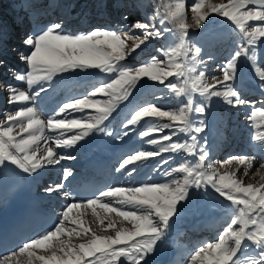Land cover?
I'll use <instances>...</instances> for the list:
<instances>
[{
	"label": "snow or ice",
	"instance_id": "snow-or-ice-1",
	"mask_svg": "<svg viewBox=\"0 0 264 264\" xmlns=\"http://www.w3.org/2000/svg\"><path fill=\"white\" fill-rule=\"evenodd\" d=\"M162 4H154L147 22L73 32L60 20L24 39L20 59L25 70L9 72L25 87L6 86L7 103L20 106L0 115V176L10 166L31 176L74 160L55 149H84L99 134L126 143L136 133L155 147L122 156L114 168L117 184L63 205L49 226L0 252V264H151L189 205L213 197L227 202L221 207L230 218L216 239L196 246L184 264H264V163L255 167L264 157V131L252 138L260 156L214 161L201 142L213 98L238 110L251 108L247 118L264 128L256 120H264V100L245 99L236 86L244 58L264 96V67L258 63L264 0H193L190 6L187 0H173L161 11ZM186 8L197 29L221 23L219 17L237 38V49L212 72L208 62L213 58L206 61L199 45H189ZM154 40L162 42L156 49L160 58L135 62L133 54ZM81 74L99 76V82L82 97L50 108L61 83ZM72 129L80 131L69 136L65 130ZM72 175L65 170L63 178ZM157 175L162 179L156 180ZM64 187L57 183L44 191L51 196ZM4 243L0 237V248Z\"/></svg>",
	"mask_w": 264,
	"mask_h": 264
},
{
	"label": "bare ground",
	"instance_id": "bare-ground-1",
	"mask_svg": "<svg viewBox=\"0 0 264 264\" xmlns=\"http://www.w3.org/2000/svg\"><path fill=\"white\" fill-rule=\"evenodd\" d=\"M6 1H9L6 4ZM99 4L101 5V1ZM114 3V0H111ZM4 3V4H3ZM107 2V7H97L96 0H91L89 4L85 5L84 2L82 4V0H1L0 1V61H3L2 66H0V115L7 111L14 110L17 106H12L7 103V97L9 95L7 91V85L11 84L17 87H25L22 84H19L15 79L13 73L9 72V69H13L16 72H24L25 65L20 59V54L25 52V45L23 43L26 36H28L34 30H39L43 28L45 25L51 22H59L60 20H64L65 26L68 30L76 32V31H88L93 28L98 27L103 20H106L104 27H111L120 24H131L134 23L137 19L131 18L128 21L121 20L118 24L117 20L119 17L115 16V7H111ZM24 6V7H23ZM25 8L22 9L21 8ZM251 7V6H250ZM106 10V16H103L101 20L96 24L94 16L99 14L103 15ZM190 11V9H189ZM25 15H28L26 18ZM192 16V13H190ZM130 16V14L128 15ZM133 16H136L135 14ZM111 18V20H110ZM14 19L16 24L20 26L21 32L11 33L9 36L8 33L10 31L6 30L8 26V22ZM23 19L25 22L23 23ZM139 19V18H138ZM141 20V17L140 19ZM193 21V20H192ZM28 23L25 24V23ZM195 25L194 21L192 23ZM103 27V26H102ZM138 31V30H137ZM8 32V33H7ZM139 41H129V43H138ZM160 43V42H159ZM161 44V43H160ZM158 45V41H151L146 45H142L141 49H138L136 53H134V57L137 56L140 52H147L148 56L152 55L155 51V56L160 58V53H158L155 48ZM152 51V52H151ZM144 54V53H143ZM141 57V56H140ZM144 57V56H142ZM259 63L264 59V45L260 46L258 52ZM141 60L137 59L135 62H139ZM99 82V76L93 78L87 76L85 74H81L80 77L73 80H65L61 83V85L57 88L55 93H52V101L50 102V108L59 106L65 100H69L72 97L83 96L89 89L91 85H94ZM245 92L251 91L253 89L245 86L242 88ZM51 93V89L49 90ZM262 100H264V96L260 94ZM103 99V98H102ZM260 100V99H258ZM258 102V101H257ZM260 107L259 103L256 105ZM232 108V107H231ZM234 109L235 113L240 111V120H233V125L231 124V138L230 141L223 142L225 140L224 136L215 138L211 141V145L209 150L212 154H215L213 157L214 161H223L225 158L233 155H253L254 151L258 149L257 142L251 139L252 133L254 130L249 126L248 121H250L248 117V107L241 109ZM50 110V109H49ZM86 112H91L93 110H85ZM234 114V113H233ZM74 115L79 116L80 113H75ZM237 115V114H236ZM237 117V116H236ZM71 118V117H69ZM232 121V122H233ZM218 125V130L216 132V136L222 134V127L220 124ZM67 134L70 136L74 132L80 131V129H72L65 130ZM240 131H243L240 133ZM46 135H50L46 130ZM233 137V138H232ZM90 144L84 148L80 149L79 146L74 149H55L57 152H64L66 154H71L76 157L74 160H63L59 165L47 166L38 171V173L33 175H27L20 170L16 169L14 166H10L7 169H4L3 173L13 171L16 172L23 179L26 186H28L31 190L34 191V195L36 197V203L39 205H43L48 208H55L61 199H65V190L68 189L71 182L76 181L79 182L82 178L85 177L84 172L89 171L87 177H90V173L93 172V163L90 161L93 157L98 154H105L108 156V160H112L113 164L111 170H109L107 164L105 165V169L101 170L99 174H96L97 178H100L105 181L106 186L115 185L118 183L119 174L114 171V168L118 165L119 159L124 156L126 153L138 149L136 143L132 142H114L111 137H106L103 134L96 135L95 137L90 138ZM102 140V141H101ZM83 143V141H81ZM43 144V141L41 142ZM225 145V148H223ZM228 145V146H227ZM54 147V145H53ZM115 148L117 151L114 153ZM90 162L89 164H87ZM260 161H256L255 167H259ZM65 170H71L73 173L72 176L68 177L67 180H64L63 173ZM264 171V170H262ZM36 176V181L33 178ZM114 177V179H113ZM126 179V178H125ZM62 183L65 185L64 190L58 194H52L49 196L45 193L44 189L50 185ZM1 199V196H0ZM2 205V201L0 200V206ZM98 211H100L98 209ZM89 214L86 217L89 221L93 218L91 217V210H88ZM75 214V210H74ZM189 213L187 210L184 214L177 220L174 225L170 235L168 236V246L166 249H159L157 251V256H159L162 260L157 261V257L153 256L151 260V264H183L188 255L196 248V246L202 244L203 241L199 236L194 233L198 230L199 227L202 228V231L207 224L211 232L217 230L216 223L208 224L207 221L201 220L197 224H193L190 222L187 216ZM212 225V226H211ZM192 228V235L189 242L181 243L179 242L183 232ZM218 228H220L218 226ZM181 233V236L179 235ZM102 234H111L102 233ZM180 236V237H179ZM74 243H79L82 241L74 240ZM165 247V246H164ZM171 248V249H169ZM158 257V258H159ZM169 260V261H167ZM183 260L184 262H182ZM167 261V262H166ZM166 262V263H165Z\"/></svg>",
	"mask_w": 264,
	"mask_h": 264
},
{
	"label": "rangeland",
	"instance_id": "rangeland-1",
	"mask_svg": "<svg viewBox=\"0 0 264 264\" xmlns=\"http://www.w3.org/2000/svg\"><path fill=\"white\" fill-rule=\"evenodd\" d=\"M100 1H101V5L99 4V1L96 0L95 8H97V7H104L105 8L108 6L107 2L109 0H100ZM116 1L117 0H114V5H118V6L122 5L120 2L115 4ZM123 1L125 2L126 0H123ZM84 2H91V0H82V4ZM171 2H173V0H163V4H167V3H171ZM192 2H193V0H187V4L189 6L192 4ZM109 3H110V1H109ZM155 3H161V0H127V6L126 7L127 8L131 7L132 9H134L133 12L136 11V13H138V11H137V9H138L141 12L140 14H142L141 15V21L147 22V15L152 11ZM163 4L161 6V11L164 10ZM121 8H122V10H124L125 7L122 6ZM189 9L190 8H186V16H187L186 23L191 25V27L189 28V38H188L189 45L190 46L192 44L199 45L203 50L202 55L206 61H208L209 57L213 58L211 61L208 62L209 71L212 72V70L217 69L219 65L226 63L227 60L230 58V56L237 49V47H238L237 38L235 35H233L229 31V24L226 22H223V18H219V17L217 19L220 20L221 23L209 26L207 29H205V28L197 29L195 27V25L192 24L193 21H192V18H191L192 16L190 15L191 12L189 11ZM105 12H106V10L104 11L103 15L101 14V17L99 19L95 18L96 24L99 22L98 20H101L103 18V16H106ZM106 17H109V16H106ZM119 20H117L116 24L119 23ZM105 22H106V20L102 19V22L100 23V25H98V27L106 26ZM159 42L162 43L161 41H158V45L155 48V50L161 46V44ZM154 55H155V51L150 56H148L147 52H140L139 54H137V56L134 57V59H135V61L137 59L144 61V60H147ZM142 56H144V57H142ZM258 60H259V58H258ZM262 60L263 61H260V63L258 61V63L262 67H264V59H262ZM141 61H139V62H141ZM257 83H258L257 77L254 74V70L250 66V63L246 59L241 58L240 78H239L236 86L241 91L243 98L248 99V100H252V101H258V102L260 100H262L260 97L261 92L257 88ZM245 86H247V88L248 87L252 88L253 92H251V91L245 92L242 89ZM258 99H260V100H258ZM245 111L248 113L247 115H249L251 112V109H248V111L245 109ZM235 118L237 120L242 119L240 117V111L235 113L234 109H232L230 106L226 105L222 101H219L218 98H213V103H212L211 108L207 114L206 129H205L204 133L201 134V142L202 143L206 142V145L208 148L211 145V141L215 138H219V137L224 136L225 140L223 142H225V141L229 142L230 138H231V124L233 125V123H234L233 120H236ZM256 120L261 122V123H264V120H261L260 117H257ZM217 124H220L222 127V129H221L222 134L218 135V136L215 135L217 130H218ZM248 124L254 130V133H252V135L250 136L251 139L253 138V136L256 134L257 131H264V128L254 127L253 121H251V120L248 121ZM141 130L142 129H140V128L137 129V131H141ZM242 132L243 131H240V133H242ZM146 139H148V138L137 137L136 133H133L131 139H129L127 141L132 142V143H136L138 149L143 148L145 150H152L155 146L144 143L143 141ZM178 139L183 140V139H186V137L181 136V137H178ZM223 148H225V145H223ZM254 154L257 156H260L259 149H256L254 151ZM164 155L168 156L169 154L165 153ZM214 155L215 154H212V158L214 157ZM241 155H246V153L241 154ZM231 156H233V154H231ZM178 158H179V161L177 160ZM180 159H181V157L176 156L174 159V162L179 163ZM189 159H191V158L189 157ZM258 161H260L261 163H264V157H261V159H259ZM154 178L156 180L162 179V177H160L158 175L155 176ZM226 203L227 202L223 201L222 198L217 200L215 197L210 198V199L196 200L191 205H189V207L186 209L187 212L189 213L187 218L189 219L190 222L194 221V220H200L201 221L204 219H205L204 221H208V219L211 222L215 221L216 225H217L216 231L211 232V230L209 229L207 224L205 225V227L203 229V231H204L205 228H208L210 230V232L214 235V238H215V237H217L216 234L226 225V223L228 222V220L230 218L229 215L225 214V209L221 207V205H226ZM218 226L220 227V229L218 228ZM186 231L191 232L192 228H190L189 230H186ZM186 231L183 232V234L186 233ZM191 233H189L187 235L188 239L185 242H189L191 236L192 237L195 236V235H192ZM183 234L179 240V242H181V243H185L184 241H182V237H186V235L183 236ZM204 234H205L207 239L211 237V241L213 240V236L208 232V230L204 231ZM201 236H202V233L200 235V238L203 241H205L204 237H201ZM167 240H168V238H167ZM168 242L169 241H167V243H166L167 246H168ZM166 245H165V247H163L161 249H166V247H167ZM169 249H171V248H169ZM156 253L153 256H156ZM156 257H157L156 258L157 260H162L159 256H156ZM181 261L184 262L183 260H181Z\"/></svg>",
	"mask_w": 264,
	"mask_h": 264
}]
</instances>
